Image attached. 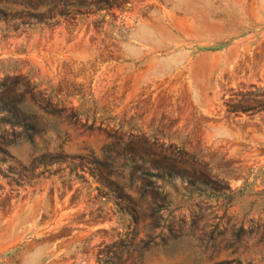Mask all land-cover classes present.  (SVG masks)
<instances>
[{
	"label": "rangeland",
	"instance_id": "rangeland-1",
	"mask_svg": "<svg viewBox=\"0 0 264 264\" xmlns=\"http://www.w3.org/2000/svg\"><path fill=\"white\" fill-rule=\"evenodd\" d=\"M106 1L0 0V84L51 102L34 146L0 131V264H264V0ZM45 153H154L244 191L225 204L177 181L142 198L127 172L133 224L90 175L18 168Z\"/></svg>",
	"mask_w": 264,
	"mask_h": 264
},
{
	"label": "trees",
	"instance_id": "trees-1",
	"mask_svg": "<svg viewBox=\"0 0 264 264\" xmlns=\"http://www.w3.org/2000/svg\"><path fill=\"white\" fill-rule=\"evenodd\" d=\"M86 2L87 0H74L71 6L81 8ZM89 2L94 8V14L108 11L111 8L109 2L106 0H89ZM50 12L49 10V14ZM18 14L19 13L15 12L12 18L14 19ZM47 15L46 13L30 14L29 17L35 22L43 24L47 19L45 17ZM8 16L5 10L0 9L1 22H7ZM222 46L223 45H220L216 50H220ZM8 81L9 79H6L0 84V131L2 133V138L5 139V136L16 137L19 138L21 142L34 146V138L41 136L44 132V128L41 127L39 121L40 116L38 112L48 115L47 108L50 106L51 102L49 99H46L44 105H38L35 109L34 100L27 99V94H29V92L23 89L25 86L19 84L16 79L9 84ZM8 146L9 144L6 142H2L0 146V158H2L1 162L3 164L8 162V160H12V157H10L7 151ZM148 149V151H150V147ZM106 154H109V152ZM153 157L154 158L149 163L146 158H140L137 162L134 160L126 162L124 160L123 165L117 167L116 159L112 158L110 155H104V157L99 160L92 153L86 157H75L58 153L50 155L45 153L35 157L29 168L22 167L21 165H18V168L21 171H31L34 173L39 168L46 169L52 166L64 165L70 168V172L79 170L82 175H90L96 179L100 188L98 190L100 199H105L107 203L109 202L112 206V211L116 210L117 213L126 216L133 224H137L138 222L137 204L125 192L124 188L115 181L122 179L123 175L127 172L129 173V179L132 185L136 184L137 180L145 183V186L141 189L142 198H144L147 193H152L155 189H160L158 184L175 187L177 181L186 182L188 185L187 189H190L191 194H198V197L204 194L207 198H212L215 199L216 202L221 201L225 204H231L233 200L241 197L243 194L244 188L239 191H231L224 181H211L207 175H196L194 172H189L179 167L175 159L171 160L161 156L162 158L158 160V156H155L154 153ZM75 161L77 163L79 162V166H76ZM84 162L85 165H83ZM147 164L150 166L149 169H144V166ZM9 169L12 170L11 168ZM102 191L105 194L102 193ZM242 233H244V230L243 227L240 226L234 234L235 237L239 239Z\"/></svg>",
	"mask_w": 264,
	"mask_h": 264
}]
</instances>
